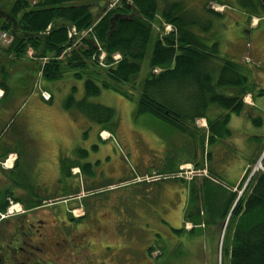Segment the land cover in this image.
Instances as JSON below:
<instances>
[{
  "label": "trees",
  "instance_id": "1",
  "mask_svg": "<svg viewBox=\"0 0 264 264\" xmlns=\"http://www.w3.org/2000/svg\"><path fill=\"white\" fill-rule=\"evenodd\" d=\"M89 1L93 0H35L33 4L30 0H15L7 12L1 7L0 30L13 37L5 52L22 58L32 48L37 58L45 60L41 70L48 81L62 80L66 73L84 79L85 97L76 100L70 95L66 106L76 108L105 130H112L116 112L92 103L90 98L105 89L132 100L134 91L140 88L138 113H149L183 128L181 125L191 118L189 112L205 117L209 108L216 106L227 113L210 122V128L219 137L230 135L226 127L230 116L243 112L244 97L254 94V87L250 86L239 64L220 55L218 43L209 46L208 35L218 14L212 9V3L204 5L203 11L208 16L205 20L201 11L189 8L181 0L167 1L163 7L159 0H122L120 6L111 11ZM238 2L250 14L264 16V0ZM158 21L161 28L156 34L154 27ZM95 23L94 37L87 36L75 43L78 37L70 36L71 29L79 33ZM164 24L172 25L174 30L165 32ZM95 40L106 52L105 66L94 59L98 52ZM148 53L149 72L138 85ZM63 54L65 58L61 59ZM116 54L121 56L117 61L113 58ZM156 68L161 71L154 73ZM1 87L9 91L5 84ZM183 107L189 111H184ZM250 119L263 123L262 118L250 116ZM80 154L85 159L88 157L86 150ZM61 165L64 177L76 167L87 177L95 176L94 166L89 162L65 159ZM213 177L219 180L218 176ZM244 183L231 193L221 225L217 227L221 234L229 218L222 264H264V172L254 173L239 197ZM9 197L19 202L11 192ZM221 197L219 193L212 196L211 213L217 214L221 209L224 203ZM50 198L39 196L37 201L31 200V204L40 205ZM196 206L189 209L185 217L201 224L206 218L201 216L200 206ZM184 230L174 232L179 234ZM148 251L151 256L153 247Z\"/></svg>",
  "mask_w": 264,
  "mask_h": 264
},
{
  "label": "rangeland",
  "instance_id": "2",
  "mask_svg": "<svg viewBox=\"0 0 264 264\" xmlns=\"http://www.w3.org/2000/svg\"><path fill=\"white\" fill-rule=\"evenodd\" d=\"M14 1L0 0L2 9L7 12ZM159 1L163 7L170 0ZM181 1L189 8L194 7L195 10L201 11V14L206 17L205 20L208 19L203 11L207 0ZM30 2L33 4L35 0H30ZM113 2L115 0L89 1L95 6H105L108 11L120 6V2H118L114 7L109 8ZM209 19L212 20V18ZM160 28L158 21L154 27L156 34L160 32ZM262 30H264V25L252 31L254 33L253 41L258 46L264 47V35L260 34ZM240 31L239 26L227 25L224 27L221 25V21H217L209 33L216 37L214 40L209 39L208 44L212 46L214 42L220 43L221 51L224 54L229 50L230 41H234V37ZM93 33L90 32L87 35L94 37ZM6 48L0 46V82H6L9 94L4 98L0 97V121L9 112L11 121L9 125H11L2 136L1 144L6 150L14 152L10 156L15 159H11L10 168L6 173L9 192L19 198V202L13 200L14 204L31 203V200L37 201L39 196L43 199L58 196L51 201L67 200L73 197L68 192L64 193V189H62L69 185V182L66 179L61 180L63 174L59 167L60 160L80 159L83 160V163L89 162L93 164L95 177L99 182L111 184V186L93 197L84 196L78 199L72 209L78 215L84 212V205H92L99 209L97 217L105 212L110 215L113 213V217H116L119 225L117 235L113 231L109 232L107 226L112 225V222H108L109 218L103 216L106 225L104 230H101L97 235L100 237V243L107 244V247L95 259L99 263L102 261V264H183L181 259L184 258L185 251L175 250L172 247L167 248L166 245L158 242L163 241L171 246L174 243L172 237H175L170 234L172 229L183 227L184 191L181 185L177 188L178 192L174 196L172 192L174 184L171 183H175L177 180L169 179L167 175L163 178L168 169L167 166H163L159 173L161 174L160 179H163L160 181L161 183H153L155 180H151L150 177H140L139 180L142 183H135L137 181L134 176L139 172L137 170L143 172L142 169L145 167H149L151 175L153 170L156 171L161 160L168 163L169 160L182 158L184 157L183 152L189 151L194 156H197L198 153V157H204L208 149L206 150L205 146L203 147L201 144V138L193 140L194 147L192 148L187 140H183L184 137L182 138L178 132L159 118L149 113H138L139 88L134 91L135 97L132 100L111 90H102L99 95L90 98L91 102L111 107L117 113L111 130L112 135L104 133L108 139L102 141L97 137L96 124L87 120L82 114L79 117L72 116L71 118L69 112V116H67L63 111V102L68 96L74 94L77 100L85 97V80L76 79L72 73H66L62 80L48 81L40 72L45 60L37 58L32 48H29L26 56L22 58L8 54L5 52ZM148 63L149 53L143 62L142 71L137 80L138 85L149 72ZM253 64L255 61L246 66L251 67ZM260 72L262 73H259L255 79L260 81L257 82L259 88L264 89V66L260 68ZM43 90L51 94L52 102L43 98ZM257 98L264 103V95ZM258 116L264 119L262 109H259ZM34 126L42 128L36 129ZM21 130L26 134V138L18 134ZM179 140H181L180 143ZM184 144L186 145L184 148L179 147ZM82 150L88 152L86 159L80 154ZM178 150L181 151L179 155ZM228 159L229 156H226L223 162L227 163ZM219 161L214 159L215 167L219 165ZM233 161L228 163L229 168L225 166L226 171H218L221 175L218 179L223 184L231 185L230 176L238 174L239 170H234L235 167L231 165L234 163ZM257 161L253 164L251 172L258 163ZM261 164L264 166L263 160ZM79 176L77 179V176L72 175V187L75 181L77 183L75 186L78 187L84 183V177L82 176V179L81 175ZM126 179L128 180L124 182L125 184L120 185ZM145 180H149L153 184H145ZM244 188L245 185L239 190L240 193ZM33 190L37 197L33 194ZM65 204H69V202ZM227 223L228 221H226V226ZM225 230L226 227L221 234H217V241L214 237L208 242V259L211 261L217 255V264L224 262V237L222 234L224 232L225 235ZM205 233L206 236L210 234L209 232ZM125 235L129 237H125ZM150 247H153L151 257L148 255ZM187 254L195 259L192 249ZM158 256L161 257L156 260Z\"/></svg>",
  "mask_w": 264,
  "mask_h": 264
},
{
  "label": "crops",
  "instance_id": "3",
  "mask_svg": "<svg viewBox=\"0 0 264 264\" xmlns=\"http://www.w3.org/2000/svg\"><path fill=\"white\" fill-rule=\"evenodd\" d=\"M238 1L239 0H207L208 3L220 5L225 8L224 12H218L214 10V12L218 14L216 15V18H214L213 28L217 21H221V25H224V27H226L227 25L240 27L241 31L237 34L236 37H234V41H230L231 43L228 44L229 50H227L226 53L224 54L222 53L221 51L222 46L220 43L218 42H214V43L219 44L218 45L219 53L222 57L229 59L240 65L243 74H245L248 77L250 86L254 87V94H247L244 97L243 101L245 103V107L243 112L240 115H236L233 113L231 114L230 120L226 126L231 132L230 135L225 136L223 138L219 137L210 128L211 125L210 122L217 119L220 114L227 113V110L220 109L216 106L210 107L205 117H197V113L189 112L191 114V118L189 121L184 122L181 125V127L183 128L176 127L175 125L160 119L162 122L166 123L167 125L172 127L176 132H178L182 136V138L184 137L183 140L184 141L187 140L192 148L194 147L193 140L196 138L199 139L201 138V144H203V147L205 146L206 150L208 149V152L205 154L204 157L202 156L198 157V153L197 156H194V154L192 155L188 151V152H183L184 157L179 159L169 160L168 163L167 162L165 163L164 161L161 160L158 163V167L156 171L153 170L151 173V175L161 173L160 171L163 169V166H167L168 168L167 171H165L166 174L176 173L182 168H188V166L185 167L188 164L195 167L198 166L200 168H203L204 170H207L209 173V175L207 176L202 175V177L201 176L195 177L192 180L176 179L177 181H175V183H171L172 185L174 184V189L172 190L174 196L178 192L177 188L179 187V185H181V188L184 191V196H183L184 214H183L182 228L185 229L186 223H191L194 226H196L194 232L185 229L183 233L178 234L175 233L174 231L180 229H172V232L170 234H173L175 237H172L174 243L171 246H169V244L164 243L163 241L154 240L163 243L164 245H166L167 248L172 247L175 250L181 249L185 251L184 258L181 259L183 264H186L187 262H189V264H217L216 262L217 255L211 261L208 259V249H209L208 242L214 237L217 241L216 236L217 234H219V229L217 227L221 225V216L227 208L231 193L237 191L239 189V186H241L242 183L246 182L248 178V174L250 173L253 164L258 160V158L261 157L262 154H264V121L262 124H260L259 122H254L253 119L252 120L250 119V116L255 119L261 118L258 116L259 109H262L264 113V103L257 98L259 96L264 95V89L259 88V84L257 82L260 81L259 79L258 80L255 79L259 73H262L260 72V68H263L264 66V47L262 45L258 46L257 44H255V42L253 41L254 33L252 32L254 29H258L262 25H264V16L260 17L250 14L248 11H246L239 5ZM1 7L2 4L0 3V8ZM260 34L264 35V30L260 31ZM215 37L216 36H214V34H209L208 38L214 40ZM228 55H231L234 58L229 57ZM253 61H255V64H253V66L251 67L246 66L248 65V63H251ZM255 80L256 82H254ZM0 84H1L0 97L4 98L9 94V92H7L3 87H1L2 84H6V82L4 83L0 82ZM72 95L74 96V94ZM68 98L69 96L67 97V99ZM52 100L48 102H52ZM66 100L63 102L64 110L63 109L62 110L65 112L67 116H69V113L71 118L72 116L79 117L82 114L87 120L96 124L95 129L97 132V137L100 138L102 141L108 139L106 138V136H104V133L107 132L108 135H112L111 131L105 130L98 123L91 121L76 108L67 107ZM183 110L189 111L187 107H183ZM10 122H11L10 113L8 112V114L4 116V119L0 121V155L1 156L2 155L8 156L14 153L13 151H9L8 149L6 150L1 144V138L2 136H4V133L7 130V128L11 125V124L9 125ZM34 127L36 129L42 128L41 126H34ZM18 134L26 138V134L24 133L23 130L19 131ZM180 141L181 140H179L178 142L180 143ZM185 146L186 145L184 144V145H180L179 147L184 148ZM180 152L181 151L178 150V155ZM17 154L21 155L20 153ZM226 156H229L227 163L223 162V159ZM214 159L218 161L220 160L219 165H217L216 167L214 164ZM77 160L80 162L83 161L80 159H74L68 161L73 162ZM63 161L64 160H60V165H59L62 174H63V170L61 164ZM232 161L234 163L231 165L235 167L234 170L237 171L239 170V171L237 175L230 176L231 185L228 184L229 185L228 186L226 185L227 183L223 184L221 181H218L213 176L215 177L221 176L219 172L220 171L223 172L224 170L226 171L225 166H227L228 163H231ZM148 169L149 167H145V169H142L144 170L143 172L141 170H137L139 172L136 171L137 175H135L134 178H136L135 181L137 182L135 183L141 182V180H139L140 177L142 178L144 176L150 175ZM62 178H64V174ZM153 183L157 184L161 182H153ZM153 183L146 182L145 184L152 185ZM33 192H34L33 194H36L34 190ZM218 193L222 196L221 198L224 200V203L221 206V209H219V212L217 214L211 213V208H212L211 198L213 195ZM196 204L200 206L201 216L202 217L204 216L206 218V221H202L201 224L195 223L192 220H186L185 217L186 212L189 209L193 210ZM217 211L218 210H216L215 212ZM205 232H209L210 234L206 236ZM176 244L179 246H174ZM190 249L193 250L195 259H193L190 255L187 254V252ZM163 250L165 252V249Z\"/></svg>",
  "mask_w": 264,
  "mask_h": 264
},
{
  "label": "flooded vegetation",
  "instance_id": "4",
  "mask_svg": "<svg viewBox=\"0 0 264 264\" xmlns=\"http://www.w3.org/2000/svg\"><path fill=\"white\" fill-rule=\"evenodd\" d=\"M6 158L0 155V264H102L95 258L104 252L107 244H101L97 234L104 230L106 220L103 216H107V221L112 222L107 230L117 235L119 225L116 217L107 212L97 217L99 209L92 205H84V212L74 216L72 208L78 199L93 197L109 189L111 184L100 183L95 176L83 175L81 168L79 174L71 169V174L61 180L69 182L62 189L73 197L51 201L58 198L55 195L57 197L40 205L21 202L19 208L10 209L8 171L2 165ZM72 175L77 179L81 175L84 183L78 187L75 181L72 187Z\"/></svg>",
  "mask_w": 264,
  "mask_h": 264
},
{
  "label": "built area",
  "instance_id": "5",
  "mask_svg": "<svg viewBox=\"0 0 264 264\" xmlns=\"http://www.w3.org/2000/svg\"><path fill=\"white\" fill-rule=\"evenodd\" d=\"M121 0H115V2H113V4L111 3L110 7H114L116 5V3L120 2ZM216 10L219 11H223L224 7H215ZM164 28H165V32H171L174 30V27L170 24H164ZM93 33V27L89 28L87 31L81 32V33H77L76 29L73 28L72 31L70 32V36L71 37H78V39L76 40L75 43H79L82 38H85L86 36H88L87 34ZM96 39V38H95ZM13 38L10 36V34L6 31L0 30V46H8L9 44H11ZM96 42V46L98 48V52L97 55L94 56V59L96 58L98 60V62L100 63V65L105 66L106 65V52L103 49L102 45L95 40ZM98 54H99V58H98ZM63 58V57H62ZM116 61L120 59V55L116 54L113 57ZM43 97L46 100L50 99V94L43 92ZM11 159H15L12 158V156H10L9 158H7V160L3 163V166L5 168H10L9 165H11ZM256 171H262L264 172V166H262L261 164V159L258 161V163L255 165L252 174L255 173ZM179 177H186L187 179H191L195 176H202L205 175L207 176V171L206 170H199V169H195L193 166H188L187 169H184L182 172H179L178 174ZM176 177V176H175ZM159 177H152L150 178L151 180H156ZM9 203H10V208H18L20 207V205L18 203L14 204V201L12 199H9Z\"/></svg>",
  "mask_w": 264,
  "mask_h": 264
},
{
  "label": "bare ground",
  "instance_id": "6",
  "mask_svg": "<svg viewBox=\"0 0 264 264\" xmlns=\"http://www.w3.org/2000/svg\"><path fill=\"white\" fill-rule=\"evenodd\" d=\"M104 136H105V134H104Z\"/></svg>",
  "mask_w": 264,
  "mask_h": 264
}]
</instances>
